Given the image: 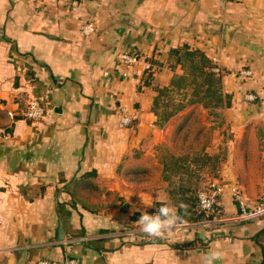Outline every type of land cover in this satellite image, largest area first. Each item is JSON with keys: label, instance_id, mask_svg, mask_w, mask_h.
<instances>
[{"label": "crops", "instance_id": "1", "mask_svg": "<svg viewBox=\"0 0 264 264\" xmlns=\"http://www.w3.org/2000/svg\"><path fill=\"white\" fill-rule=\"evenodd\" d=\"M183 46L208 56L231 95L199 150L217 159L223 193L217 218L150 237L133 215L178 209L164 170L181 156L168 137L176 114L161 123L154 107L157 87L184 72L170 55ZM125 51L141 56L130 69ZM32 98L48 107L38 122L21 112ZM2 128L0 264H203L216 248L215 264H264V217L235 218V194L264 195V0H0Z\"/></svg>", "mask_w": 264, "mask_h": 264}, {"label": "trees", "instance_id": "2", "mask_svg": "<svg viewBox=\"0 0 264 264\" xmlns=\"http://www.w3.org/2000/svg\"><path fill=\"white\" fill-rule=\"evenodd\" d=\"M171 58L180 64L184 69L182 74H175L171 84L165 87H157L158 95L155 98V110L160 115L161 123L167 122L169 118L183 110L187 105L201 104L204 108L216 110L231 104V95L222 91V80L219 74L211 70L212 62L208 56L198 49H191L188 46L172 49ZM192 87V94L189 91H180ZM180 92L182 99L175 100L174 92ZM164 170L179 177L175 184L172 183V199L178 205L177 215L182 221L203 222L211 220L215 214H206L198 207L197 192L201 186L198 181H193V175L206 163L213 161L215 168L219 163L217 159L207 154H193L176 157L169 154L165 160ZM199 167H193V165ZM217 169L215 172H217ZM187 174L188 177H185ZM161 204L157 202L154 208L148 213L153 214ZM141 214L135 213L134 220H139ZM264 236V230L258 234V238ZM264 253V247H263Z\"/></svg>", "mask_w": 264, "mask_h": 264}, {"label": "built area", "instance_id": "3", "mask_svg": "<svg viewBox=\"0 0 264 264\" xmlns=\"http://www.w3.org/2000/svg\"><path fill=\"white\" fill-rule=\"evenodd\" d=\"M223 1H238V0H223ZM95 30L93 23L85 24L82 28L84 35H89ZM140 54L136 51H125L119 54V60L125 68L134 67L140 60ZM212 71L215 73H221L218 67H213ZM242 75L249 76L252 74L251 70L241 71ZM248 99H254V95H247ZM125 112L124 107L121 109ZM22 115L25 119L33 122L41 121L45 118L48 112L47 105L37 98H32L26 102L23 109L21 110ZM134 120V117L129 114H124L121 117V123L124 125H130ZM0 134L8 136L9 131L7 128L0 129ZM223 193V187L220 182L215 180H209L206 182L197 192L198 207L206 214H215L218 212L220 197ZM235 197L240 202L239 210L236 214V219L241 221H253L264 217V195L254 203L249 204L244 202L239 193L235 194ZM155 214V213H154ZM37 264H78V261L74 257L66 256L61 259H42Z\"/></svg>", "mask_w": 264, "mask_h": 264}, {"label": "rangeland", "instance_id": "4", "mask_svg": "<svg viewBox=\"0 0 264 264\" xmlns=\"http://www.w3.org/2000/svg\"><path fill=\"white\" fill-rule=\"evenodd\" d=\"M180 91H189L192 94V87ZM180 92H174L175 100L182 99ZM216 110L204 108L201 104L187 105L185 109L180 110L168 123L169 128V140L173 151L181 156L186 152L191 151L192 154L199 153L201 145L205 143L214 132V129L218 127L219 116H216ZM187 115V116H185ZM209 135V136H208ZM195 140L193 143H189L190 139ZM192 156V155H191ZM213 161L206 163L204 168H200L193 175V181H198L200 185H204L209 180H212L216 175V169ZM193 167H199L193 165ZM158 175V173L156 174ZM185 177H188L187 174ZM179 177L176 178L178 180ZM154 214V213H153ZM217 213H215L216 215ZM217 218V215L216 217ZM213 219V218H212Z\"/></svg>", "mask_w": 264, "mask_h": 264}, {"label": "clouds", "instance_id": "5", "mask_svg": "<svg viewBox=\"0 0 264 264\" xmlns=\"http://www.w3.org/2000/svg\"><path fill=\"white\" fill-rule=\"evenodd\" d=\"M156 199L159 201L158 195ZM146 205L151 206L150 204ZM138 222L141 225L140 230L143 233H146L150 237H159L162 233L174 230L180 223H182V220L172 207L166 204H161L155 214L143 212ZM222 254L223 253L219 248L210 249L204 256L203 264H215V262L222 257Z\"/></svg>", "mask_w": 264, "mask_h": 264}, {"label": "water", "instance_id": "6", "mask_svg": "<svg viewBox=\"0 0 264 264\" xmlns=\"http://www.w3.org/2000/svg\"><path fill=\"white\" fill-rule=\"evenodd\" d=\"M10 163H12V165L14 164V163H16V157L15 156H13L12 158H11V162Z\"/></svg>", "mask_w": 264, "mask_h": 264}]
</instances>
